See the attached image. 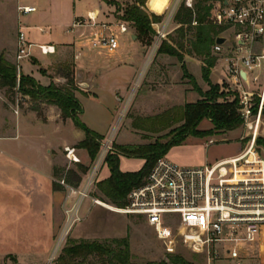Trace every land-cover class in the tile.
I'll return each instance as SVG.
<instances>
[{
    "label": "rangeland",
    "instance_id": "374dc122",
    "mask_svg": "<svg viewBox=\"0 0 264 264\" xmlns=\"http://www.w3.org/2000/svg\"><path fill=\"white\" fill-rule=\"evenodd\" d=\"M200 1L194 0V6ZM174 2L175 0H160L161 5L156 8L154 4L157 5V0H148L147 10L149 13L163 16L164 19L172 9ZM30 3L36 4L38 11L21 17V23L27 24L25 30L27 40L29 41L28 35L31 34L35 39L54 40L56 43L67 44L72 41L73 37L77 38L84 31L83 29L70 31L73 23L88 24V17L91 13H96L97 22L119 21L127 7L134 4L135 0H32ZM13 4V0H0V44L12 39L19 31V15ZM209 22L213 23L211 20ZM180 26L173 18V22L168 29L170 35L167 40L172 44L183 42L185 45L183 53L188 54L192 52L191 44L195 41V27L193 25L192 27L185 26L183 35L177 31ZM129 30V34H125L122 38L121 48L118 55L112 60V67H110L108 73L105 74V63L101 66L97 65L94 67L95 70L88 71L91 73H88L86 78L82 79V82L86 84L89 81L93 85L92 88L85 85L78 86L81 93L79 99L84 108V113L81 115L82 121L90 129L103 135V144L108 141L111 142L112 148L114 144L139 145L155 142L181 124H173L170 128L158 133L147 132L139 129L143 125V119L163 114L170 107L172 99L176 105L195 103L201 99L197 91L189 90L186 92L184 90V85L179 79V74H183V70L178 59L169 55L162 57L158 54L163 42L159 43L160 45L156 49L158 40L155 36L150 46L144 45L137 41V38H133V35L136 36V30L132 24L129 25ZM76 49L78 50L75 52H82V55L84 52L92 51L84 42L83 45H77ZM69 52H73V50ZM211 55L218 59L216 64L218 68L212 73V81L215 84L219 82L221 91L227 94L231 81L226 59L234 57V54L233 52L216 54L212 51ZM33 58L21 61L20 66L26 75L36 78L44 85L47 80L43 77L40 68L45 67V63L53 57L43 56L36 51ZM164 59L170 63V69L161 71L159 64L163 63ZM184 63L188 72L196 78L199 87L202 90H208V84L201 77V68L205 64L202 62L203 64L200 65L196 59L184 60ZM78 65L81 68L82 59L78 60ZM60 66V64H57L47 71L57 75ZM164 83L171 87L165 89ZM187 84L189 85H186L185 88H192L189 82ZM162 88L168 90L167 92L172 96L168 98L165 105L160 104L157 107L160 102L157 98H154L153 92L157 93V89L161 90ZM246 88L248 89L247 86ZM251 88L254 89L255 87ZM143 95L148 97L143 98ZM31 100L33 99L16 91L12 93L6 88L0 89V112L4 114L6 111L7 117L2 116L6 118L5 123L7 126L10 122L8 113L15 114L17 109L20 111L25 110L27 103L29 104ZM144 104L147 108L151 107V110H153L150 112L140 111L141 105ZM211 128L212 124L207 119L199 126V130L202 131ZM63 135L69 142L81 141L85 138V132L76 127L71 120L64 127ZM33 137L32 135V139ZM259 138L264 139V127ZM248 139L245 126L236 131L215 134L212 137L189 136L181 146L172 148L166 158L181 167H203L206 164H213L221 159L239 154L245 149ZM165 141L163 140V142ZM75 147L78 149L82 165L87 166L88 170L90 167L93 168L92 163L95 162L99 154L91 160L85 150ZM2 153L4 154V152ZM260 153L264 155V151L260 150ZM62 155L63 163L59 170L62 175H57V180L66 178L70 171L77 172V166H73L68 162L64 150ZM143 165L142 159L125 157L120 161V169L123 172L139 171ZM97 175V182L109 176L107 164L100 168ZM81 176L83 179V174ZM95 194H97L96 189L93 190L91 195L95 196ZM98 197L106 202L107 206L116 208V206L101 198L100 195ZM81 216L82 221L75 224L71 230L64 231L63 227L59 232L53 234L48 242L43 233L32 232L33 228L30 223L21 222L23 221L21 218L18 219L17 223L10 226L1 224L0 264H57L59 256L71 241L87 240L110 244L113 240L124 238H128L130 242L132 262L136 264L169 262L168 258L171 255L182 256L193 264L208 263L206 252L193 251L184 244L180 237L173 241L158 240L155 231L144 216L125 215L107 209V207L92 206L90 200L84 202ZM37 236H39V242L35 239ZM26 238H29L30 241L22 242ZM18 239L20 242L16 241ZM244 250L246 260L243 264H264V226L261 228L258 241L251 246L245 245ZM76 262L79 264H101L100 259L96 256H91L85 261L77 259ZM214 264L231 263L221 254V259L215 261Z\"/></svg>",
    "mask_w": 264,
    "mask_h": 264
},
{
    "label": "built area",
    "instance_id": "2783aa9c",
    "mask_svg": "<svg viewBox=\"0 0 264 264\" xmlns=\"http://www.w3.org/2000/svg\"><path fill=\"white\" fill-rule=\"evenodd\" d=\"M30 1L17 0L19 31L15 65L18 82L21 61L33 58L35 49L42 55L55 53L53 45H35L27 40V24L21 23V17L38 11V6ZM182 1L175 0L169 14L160 23L152 24L158 40L156 49L170 35L168 29ZM183 4L194 8V0H184ZM88 19L85 25L73 23L70 31L83 29L80 38L92 51L118 52L123 36L129 34V22ZM209 20L226 28L223 32L227 33L216 37L227 41L223 45L215 42L213 52L234 54L226 59L231 81L229 90L237 94L241 119L248 133L245 149L236 156L203 167H181L163 157L156 162L145 184L130 192L127 205L115 209L120 214L146 217L160 241L180 237L193 251L206 252L207 264L220 260L221 254L231 264H243L245 245L255 244L264 226V155L260 153L264 148L257 143L264 127V0L216 2ZM196 25L194 21L193 26ZM80 56L78 52L75 59ZM111 150V142L102 144L92 163L94 167L83 175L78 187L70 185L66 178L57 180L66 193L64 231L82 221L81 210L86 200H90L92 206L108 207L91 193L96 189L97 174ZM64 152L71 165L82 164L75 146L65 147Z\"/></svg>",
    "mask_w": 264,
    "mask_h": 264
},
{
    "label": "trees",
    "instance_id": "16d2710c",
    "mask_svg": "<svg viewBox=\"0 0 264 264\" xmlns=\"http://www.w3.org/2000/svg\"><path fill=\"white\" fill-rule=\"evenodd\" d=\"M222 0H201L193 9L182 4L177 10L175 20L181 26L177 30L184 35V27H192L196 21L195 41L192 42V52L203 59L205 64L202 67L203 79L209 89L203 91L194 76H192L184 63V43L172 44L164 40L158 54L176 57L182 64L184 78L189 80L193 90L197 91L201 99L195 103H187L184 106H177L165 111L163 114L143 119L141 130L158 133L166 130L173 124H181L166 135L153 143L139 145H118L114 144L111 152L106 158V164L110 176L96 183V196L108 201L109 204L118 208H124L128 203L130 192L145 184L148 175L156 162L168 155L174 147L181 146L189 136L212 137L215 134H224L236 131L243 126L240 115V106L237 94L230 91L225 94L221 91L219 84H214L211 79V71L216 66L218 59L211 55L212 47L215 45L216 37L226 28L214 25L209 22L213 4ZM148 0H135V3L128 6L121 17L124 21L132 24L136 30L137 41L150 46L156 36L152 28L153 23H160L163 16L149 13ZM161 5L157 0L156 8ZM189 52V55H192ZM46 73L45 70H41ZM64 79V83L56 84L51 82L47 87L40 85L32 76L21 73L20 80L17 78V67L14 63L0 55V89L15 91L33 100H40L50 105H55L61 110L63 121L71 120L73 124L85 132V139L77 147L85 150L91 160L99 154L104 137L90 129L81 119L84 108L76 93L79 92L75 78V66L63 64L58 68L56 75ZM42 117V113L38 112ZM212 124L210 130H199L200 124L205 120ZM163 140H166L163 142ZM258 145L264 148V139L258 138ZM121 157L130 159H142L145 161L143 167L136 172H123L120 169ZM88 167L78 165L77 172L70 171L66 175L68 183L78 186L82 181L81 174H86ZM61 171H57L56 175ZM58 185L55 184V188ZM91 256L100 259L101 264H136L132 262L130 242L128 238L113 240L110 244H102L97 241H71L59 256L57 264H79L77 259L87 260ZM169 262L161 261L149 264H193L182 256L171 255Z\"/></svg>",
    "mask_w": 264,
    "mask_h": 264
},
{
    "label": "crops",
    "instance_id": "0c3cea01",
    "mask_svg": "<svg viewBox=\"0 0 264 264\" xmlns=\"http://www.w3.org/2000/svg\"><path fill=\"white\" fill-rule=\"evenodd\" d=\"M13 1L14 8H16L17 11V0ZM73 33L76 34L77 32ZM226 34L227 33L222 32L217 36ZM28 36L29 42L35 45L50 44L55 47L54 54L43 55L52 56L53 58L45 63V67H41L40 69L45 70L46 72L57 64H73L75 66L77 86L79 87L85 85L92 88L93 85L90 84L89 81L87 84L82 82V79H85L86 75L91 73L88 71H93L95 70V66H101L105 63V74H107L110 67H112V60L118 55V52L109 56L104 52L87 51L84 52L83 55L81 52L80 58L76 60L75 56L78 53L75 52L78 50L76 49V46L83 45L80 35H78L77 38L73 37L72 41L67 44L56 43L54 40L45 41L35 39L31 34ZM17 37L18 34H15L12 39L6 40V42L0 44V55H4L7 60L14 64L16 62ZM135 37L136 36L133 35L134 39ZM261 48L262 47H259V49ZM72 50L73 52H69ZM36 51L39 52L38 49H36ZM36 51L34 50V54ZM260 53L262 52H258V54ZM159 55L162 57L165 56L164 54ZM184 56L185 61L188 59H196L200 65L204 63L202 58L199 59L200 57L194 53L192 55L186 53ZM80 59H82L81 68L78 65V60ZM164 60L162 61L163 63L159 64V69L161 71L170 69V63ZM166 64L168 65L166 66ZM91 66H93V68H91ZM216 66L212 69V73L218 68ZM22 73L25 74L23 70ZM212 73L210 76L211 81ZM42 75L47 80V83H45L46 85L41 84V81L33 77L42 86L47 87L51 82L56 84L64 83V79L52 74L50 71L42 73ZM179 77L186 92L193 90V87L190 89L185 88L186 85H189L187 84L189 80L184 78V73L181 75L179 74ZM201 77L203 78L202 68ZM164 84L165 89L171 87L170 85H167V83ZM217 84H219V82H217ZM167 91L168 90L162 88L161 90L157 89V93L153 92L154 98H157L160 102H157V107H159L160 104L165 105L168 98H171L172 94L170 95ZM203 91L207 90L203 89ZM80 95V91L76 93L78 99ZM145 96L147 95H143V98ZM184 105L185 104L176 105L172 99L171 105L167 110ZM144 107H146L145 104L141 105L140 111L143 110V112H150L153 110H151V107H149L150 109ZM16 112L17 114L8 113L10 121L8 124L9 126L5 123V117H7L6 111L4 114L3 112H0V225L6 224L7 226H10L11 224L17 223L18 219L21 218L23 220L21 222H24L25 224L30 223V226L33 228L32 232L43 233L48 242L53 234L59 232L65 226L66 193L57 183L56 177L57 171L60 170L63 163L62 152L65 147L77 146L85 138L76 142H69L65 138L63 130L70 120L63 121L61 118V110L55 105H50L40 100H31L29 104L27 103V108L25 110L20 111L17 109ZM38 112L42 113V117L39 116ZM2 115H5V117ZM32 135L34 136L33 139ZM2 152H4V154ZM123 158L125 157H121V159ZM142 162L145 163L144 160H142ZM55 184L58 185L57 188H55ZM108 208L116 211L110 206H108ZM35 239L37 242L40 240L39 236ZM16 241L20 242L19 239ZM24 241L29 242L30 240L29 238H26L22 240V242Z\"/></svg>",
    "mask_w": 264,
    "mask_h": 264
},
{
    "label": "water",
    "instance_id": "95a60500",
    "mask_svg": "<svg viewBox=\"0 0 264 264\" xmlns=\"http://www.w3.org/2000/svg\"><path fill=\"white\" fill-rule=\"evenodd\" d=\"M135 39H136V37H135ZM226 41H227V39L226 38H223V37H218L216 39V43L219 44V45H223Z\"/></svg>",
    "mask_w": 264,
    "mask_h": 264
},
{
    "label": "bare ground",
    "instance_id": "6f19581e",
    "mask_svg": "<svg viewBox=\"0 0 264 264\" xmlns=\"http://www.w3.org/2000/svg\"><path fill=\"white\" fill-rule=\"evenodd\" d=\"M89 17H90V18H93V19H96V18H97L95 13H91V14L89 15ZM107 209H109V208L107 207ZM115 210H116V209H115Z\"/></svg>",
    "mask_w": 264,
    "mask_h": 264
}]
</instances>
